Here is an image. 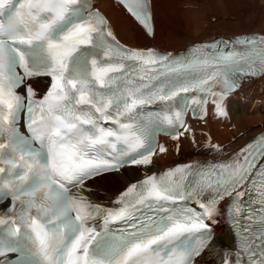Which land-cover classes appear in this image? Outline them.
I'll list each match as a JSON object with an SVG mask.
<instances>
[{"label":"snow or ice","instance_id":"6c2138e0","mask_svg":"<svg viewBox=\"0 0 264 264\" xmlns=\"http://www.w3.org/2000/svg\"><path fill=\"white\" fill-rule=\"evenodd\" d=\"M117 2L153 34L152 0ZM262 75L264 35L174 55L121 43L88 0H0V188L11 196L0 213V257L195 264L213 239L209 221L231 197L236 247L224 264H264V134L227 160L177 164L107 202L89 198L90 182L153 166L158 135L178 140L189 109L203 119L211 97L225 117L226 98ZM40 77L46 90L38 93L31 81ZM252 189L249 207L242 198Z\"/></svg>","mask_w":264,"mask_h":264},{"label":"bare ground","instance_id":"6f19581e","mask_svg":"<svg viewBox=\"0 0 264 264\" xmlns=\"http://www.w3.org/2000/svg\"><path fill=\"white\" fill-rule=\"evenodd\" d=\"M99 8L112 23L117 36L126 44L139 48H154L178 52L196 42L217 37L243 34H264V0H152L154 32L150 36L115 0H97ZM47 79L33 84L37 92H43ZM225 117L215 115L209 99L205 119L187 115L185 129L178 140L160 137L166 153L153 156V166H129L120 173L106 174L91 183L93 202H107L125 186L151 174L196 161H222L264 130V75L247 80L238 91L225 101ZM219 145L222 151L210 147ZM216 242L222 245L211 248L208 255L221 254L222 247L234 246L236 241L225 225V214L212 220ZM230 252L225 258L230 259ZM224 260L220 264H224ZM203 261V263H202ZM214 260L200 259L199 264H214Z\"/></svg>","mask_w":264,"mask_h":264}]
</instances>
